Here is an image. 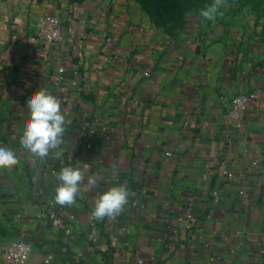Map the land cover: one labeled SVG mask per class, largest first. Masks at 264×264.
<instances>
[{
	"label": "crops",
	"instance_id": "crops-1",
	"mask_svg": "<svg viewBox=\"0 0 264 264\" xmlns=\"http://www.w3.org/2000/svg\"><path fill=\"white\" fill-rule=\"evenodd\" d=\"M172 11L170 0H0V142L18 154L0 165V264L16 239L32 244L28 264H264L263 53L236 22ZM48 15L62 21L61 45L35 38ZM37 90L65 116L44 158L20 142ZM240 93L256 95L242 127L226 117ZM73 166L85 172L80 194L59 205L56 174ZM117 185L127 204L92 227L95 199Z\"/></svg>",
	"mask_w": 264,
	"mask_h": 264
},
{
	"label": "clouds",
	"instance_id": "clouds-1",
	"mask_svg": "<svg viewBox=\"0 0 264 264\" xmlns=\"http://www.w3.org/2000/svg\"><path fill=\"white\" fill-rule=\"evenodd\" d=\"M219 2L207 6L200 15L208 21H214L219 12ZM30 109L29 118L24 121L20 134V142L35 156L44 158L50 150L56 149L62 143L65 128V116L61 111L60 100L44 90H37L26 97ZM59 158L62 153L56 152ZM18 159L14 147L0 142V165H12ZM58 186L55 188L54 202L59 205H71L80 194L85 172L79 167H63L57 174ZM96 175L87 177V186L94 187ZM129 191L123 185L113 186L98 194L91 215L102 220L113 218L127 204Z\"/></svg>",
	"mask_w": 264,
	"mask_h": 264
},
{
	"label": "built area",
	"instance_id": "built-area-1",
	"mask_svg": "<svg viewBox=\"0 0 264 264\" xmlns=\"http://www.w3.org/2000/svg\"><path fill=\"white\" fill-rule=\"evenodd\" d=\"M35 38L49 44L61 45L64 40V27L60 17L57 15H48L40 18L38 28L35 31ZM60 72H63V70H60ZM255 99L256 95L254 93H240L233 96L227 105V123L234 122L238 127H242L248 106L250 102ZM166 155L171 156L172 154L166 153ZM258 166L259 164L255 162L254 167L257 168ZM53 173H56V171H53ZM223 175L229 179H232L234 176L233 173L227 169L223 170ZM241 194L246 196V192L244 190ZM219 199L220 195L218 190H214L212 192V202L217 204ZM47 208L49 211V218L51 220L58 219L59 213H63V210L58 208L55 203L50 202ZM55 209H57V211H55ZM70 218L71 220H74L73 216ZM166 222L171 226H174L171 219H167ZM91 225L96 228L94 217H92ZM65 233L69 235L71 233V229L66 228ZM90 241L96 243L97 238L95 236H91ZM32 249V244L26 239L12 240L4 246L2 259L5 264H28ZM51 259L52 256L49 255L46 262H50ZM139 262L142 263L141 260ZM77 264H86L83 256L79 255L77 257Z\"/></svg>",
	"mask_w": 264,
	"mask_h": 264
},
{
	"label": "rangeland",
	"instance_id": "rangeland-1",
	"mask_svg": "<svg viewBox=\"0 0 264 264\" xmlns=\"http://www.w3.org/2000/svg\"><path fill=\"white\" fill-rule=\"evenodd\" d=\"M62 5L83 3L86 0H58ZM219 2V12L214 21L205 20L200 11L209 5ZM173 6L172 15H178L188 24H223L236 22L243 26L238 36L254 39L264 57V0H170Z\"/></svg>",
	"mask_w": 264,
	"mask_h": 264
}]
</instances>
